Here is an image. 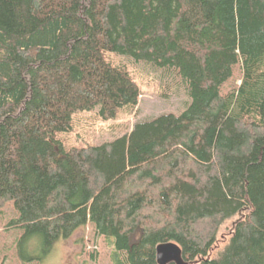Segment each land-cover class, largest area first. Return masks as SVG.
I'll return each mask as SVG.
<instances>
[{
    "label": "trees",
    "instance_id": "trees-1",
    "mask_svg": "<svg viewBox=\"0 0 264 264\" xmlns=\"http://www.w3.org/2000/svg\"><path fill=\"white\" fill-rule=\"evenodd\" d=\"M109 52L178 69L191 104L67 149L58 136L75 114L139 105ZM236 65L240 85L222 94ZM10 203L4 232L24 230L45 256L90 222L112 264H158L167 243L189 264H264V0H0V209Z\"/></svg>",
    "mask_w": 264,
    "mask_h": 264
},
{
    "label": "rangeland",
    "instance_id": "rangeland-1",
    "mask_svg": "<svg viewBox=\"0 0 264 264\" xmlns=\"http://www.w3.org/2000/svg\"><path fill=\"white\" fill-rule=\"evenodd\" d=\"M105 60L112 65L121 67L140 87L142 96L137 108L120 109L115 118H105L100 113V107L75 114L70 132L60 134L67 149L100 147L114 142L131 133L134 127L162 115L180 116L191 104L188 84L178 69H160L147 62L137 61L131 56L118 53H106ZM240 66L236 65L232 78L225 83L222 94H227L240 85ZM15 206L10 203L0 209V263L4 264H112L113 246L103 237L96 236L92 223L87 228L79 230L70 239L59 240L55 243L50 255L45 256L40 241L26 239L24 230L8 229L5 227L16 218ZM238 217L225 223L221 228L217 244L211 252L216 256L229 242L233 225ZM18 246L22 256L18 255ZM94 251L95 257L89 252ZM20 255V254H19ZM6 257V258H4ZM124 261V264H127Z\"/></svg>",
    "mask_w": 264,
    "mask_h": 264
},
{
    "label": "water",
    "instance_id": "water-1",
    "mask_svg": "<svg viewBox=\"0 0 264 264\" xmlns=\"http://www.w3.org/2000/svg\"><path fill=\"white\" fill-rule=\"evenodd\" d=\"M158 264H189L183 258L182 248L175 243L161 244L157 247Z\"/></svg>",
    "mask_w": 264,
    "mask_h": 264
},
{
    "label": "bare ground",
    "instance_id": "bare-ground-1",
    "mask_svg": "<svg viewBox=\"0 0 264 264\" xmlns=\"http://www.w3.org/2000/svg\"><path fill=\"white\" fill-rule=\"evenodd\" d=\"M80 149H82V148H80ZM61 240H62V239H61ZM95 253H96V252H94V251H90V252H89V254H90V257H92V255H93V257H95V256H94V255H95ZM93 257H92V258H93Z\"/></svg>",
    "mask_w": 264,
    "mask_h": 264
}]
</instances>
